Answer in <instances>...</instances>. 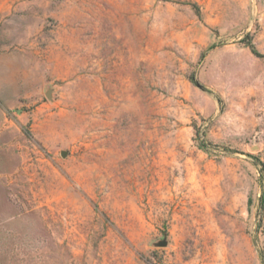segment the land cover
Instances as JSON below:
<instances>
[{"label":"rangeland","instance_id":"rangeland-1","mask_svg":"<svg viewBox=\"0 0 264 264\" xmlns=\"http://www.w3.org/2000/svg\"><path fill=\"white\" fill-rule=\"evenodd\" d=\"M263 190L264 0H0V264H264Z\"/></svg>","mask_w":264,"mask_h":264},{"label":"trees","instance_id":"trees-1","mask_svg":"<svg viewBox=\"0 0 264 264\" xmlns=\"http://www.w3.org/2000/svg\"><path fill=\"white\" fill-rule=\"evenodd\" d=\"M247 46L250 48V50H251L252 53H254V54H258L256 48L254 47V45H253L251 42H249V43L247 44ZM263 201H264V190L262 191V194H261V196H260V204H261V205L263 204Z\"/></svg>","mask_w":264,"mask_h":264},{"label":"water","instance_id":"water-1","mask_svg":"<svg viewBox=\"0 0 264 264\" xmlns=\"http://www.w3.org/2000/svg\"><path fill=\"white\" fill-rule=\"evenodd\" d=\"M62 154H64V152H62ZM158 244L159 245H165L166 244V241L165 240H160Z\"/></svg>","mask_w":264,"mask_h":264}]
</instances>
